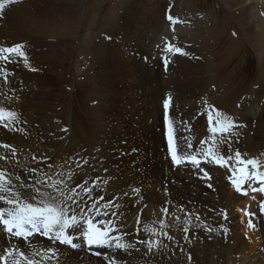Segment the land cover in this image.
<instances>
[{"label":"bare ground","instance_id":"6f19581e","mask_svg":"<svg viewBox=\"0 0 264 264\" xmlns=\"http://www.w3.org/2000/svg\"><path fill=\"white\" fill-rule=\"evenodd\" d=\"M17 1L18 4L16 5ZM28 1L29 0H16V2H13L5 8L3 14H0V46L11 47L15 44L22 43L21 41H23V44L26 46L25 51L28 54L27 64L24 63L22 58L18 57H12V59L16 61L15 63L5 64L3 61H0V68L6 69L9 73L7 81H5L4 77L0 75V108L4 109L10 108L12 104L16 107L18 106L15 95L20 89V86L25 83L26 77H28L31 85H29L27 89L20 90V95L18 96H21L23 100L26 99L30 105L38 97H54V95L58 94V85L55 80V76L43 70L44 67H47L45 63L46 56L44 54L48 46L62 44L64 39L63 37L68 38L67 35L69 30L74 27L72 23L79 20H75L73 18L74 14L77 15L75 10L77 5L74 3H61L54 0H44L46 3L50 4L48 9H46L47 6H35L32 9V6H29ZM157 1L130 0L121 12L120 16L114 20L111 25H109L105 32H103L104 35L101 37L100 43L97 45L98 53L106 56L104 62L100 63V69L103 70L100 74V78L103 81L102 83H104V86L112 91L109 98L107 95L108 103L106 102L107 104L104 109L110 108L119 119L118 120L116 118V121L113 119L115 117H113L112 119L114 123L112 122V125L115 124V121L121 124L118 134L123 141H117L116 143L110 142L107 144L104 141V143H100L101 141L98 144L92 143L89 147L92 152L90 153L89 148L84 147L83 143L78 140V136L80 134L79 132L76 139L74 136L71 138L69 137V141L64 144L62 143L63 146L58 155L52 153L44 155L42 154V151L46 149L41 147L32 150L33 152L31 155H27L25 150L21 147L22 145L17 142L18 140L16 142L15 140H12V138L16 135L13 137L12 132L6 129L7 127L0 128V145L8 144L11 146L8 149L0 147V157H7V160L0 159V166H3L5 170L10 171L14 166H16L18 170H22L26 167L39 169V166L47 161L48 163L54 164L49 172H52L55 168L57 170L56 173H63L65 177H67L68 173H71L73 174V180H79L80 184H84L86 188L91 189V181L85 169L88 168L90 170H94V166L96 167L100 155L103 156V154L106 155L108 152H112V155L108 156L116 159L119 163H123L121 168L118 166V171L122 172L121 175L125 171L124 166L129 167L131 160H133L137 162L136 168L140 170L138 175L141 181L144 182L145 180H150L149 182H151V186L147 188L148 191H145V194H140L141 192L138 193L137 191L135 193L134 191L130 192V190L124 191L122 189L123 187L119 188L116 185L119 180H116L119 172H110L111 174L108 172V174H106L103 171L102 166L101 169L98 166V183L101 185L102 194L100 193L101 196L98 198V201H93V189L91 191L92 196L90 198L87 194L82 193V200L84 201V204L81 206L86 207L87 211V209L91 208L92 203L94 202L102 214L107 212L106 217L100 216L96 220L94 219V221L106 220L112 222L111 226L114 228V231L111 232L110 235L114 237L121 235L120 242L122 243V238L125 236V238L130 241V247L127 249V252L123 251L125 249H119L117 250V253H115V247L111 249L100 248L95 245L87 247L85 242H81L78 233H72L71 230H69L70 235L77 237L73 240V242L79 244L80 247L72 248L70 245L61 244L58 241L52 242L47 240L48 238L46 237L41 236L40 238L38 236V240H34L40 247L39 250H37L38 252H46L47 249L51 248V246H55L56 250L55 256L50 259L45 260L42 256L35 257L38 264H109L108 262H110V260L116 264H136L138 259H140V261L141 259L148 260L153 264H162V261L160 260L163 254H161V252L166 251L168 243H162V245L158 248L157 243L162 241L159 239L156 240V238L161 237L164 230L171 231L185 237V235H188V231L185 232L183 230L185 227H188L190 231L189 235L198 234L207 242L201 252V260H203H200L201 263L258 264V260L254 262L255 259L250 261V258L252 257L253 252L260 246L263 250L262 262L264 264V212L260 211V206L264 203V193L260 191H253L254 188L258 189L261 187V182H256L257 180L248 181V184H243V190L247 189L246 191L244 190L245 192H237V190H235V186L230 185L231 180L229 177L233 175L232 170L237 166L235 163L236 159L233 156L234 153L229 155L233 156L231 157L232 159L225 157L228 155L216 154L217 156L223 155L228 160L226 165H219L215 162H211V159H205V161L199 166L192 164L190 161L177 165L172 160L171 153L169 154L167 152V137L166 142L161 137H156L155 140L150 142L148 141L147 143L142 139L141 140L144 143H141V140H138L140 137L139 135L145 134L141 133L142 129L146 130L150 119L153 118L152 115L155 108L152 110L149 109V107H153L152 104L157 98L155 94L158 87L154 86V82L157 81V85H162V87L166 84L163 83L162 74L160 72L161 69L163 70L164 68L166 69L167 67L172 66L171 70H173L174 84L177 82V86L183 94L189 93L192 90H198V88L201 90V88H205L207 86V84H203V81H205V78L207 77L205 75V68H201V63L196 61L203 60L200 59V57H197V53L203 55L205 51L203 47L194 41V36L190 34V24L193 20H190V16L188 17L184 12L179 13L178 15H175L174 13L170 14L168 12V8L171 5L167 4L168 7L166 4L158 5L159 3H157ZM169 1H171V4L176 2V0ZM242 1L246 3L243 4V8L246 10L248 19L250 21L255 19L257 26H259L257 30L261 41V38H264V27L262 26L263 20L259 19L258 14L259 11L261 12L259 7L264 8V0H262V5L254 4V0ZM247 2L249 4H247ZM251 6H253V8L255 6L257 10L252 12L249 9ZM63 7L65 9H63ZM255 13L257 14V17ZM86 16L88 15L86 14ZM169 16L172 17V20L168 19ZM174 24H177L179 28L177 29L176 26L173 27ZM78 31L79 28H76L75 30L72 29L71 35L78 33ZM31 35L37 37L36 39H38V41H35L36 43H31L29 41L32 40L29 39ZM109 37L111 39H109ZM50 38H57L59 41L57 43V41H54L53 39L50 40ZM169 43L175 48H180L185 51H193V60H189V58L185 55H183V58L180 57L178 59L179 53L165 52L164 49ZM263 45L264 44L260 45V54L263 55V67L260 66L259 68V77L250 76L247 82L239 86V90L231 108L228 111H225V114H222L221 117V119H223L226 115L230 116L233 122L238 123L237 127H234L230 133H216L214 136L213 133L210 132L207 135L210 138L204 142V146H207L212 152H216L218 150L231 151L237 149L239 146H241V148L243 146L247 152H250L249 156L245 158H256L261 163H264ZM182 52L184 53V51ZM164 56H167L168 58L169 62L167 65L164 64ZM175 56L177 58V62H175ZM32 69H35V71ZM99 73L100 72H98V74ZM13 75L18 76L17 85H19L17 87H19V89L16 87ZM151 77L156 79H153L155 80L153 83L151 81ZM256 78L259 79L254 82ZM206 83L208 82L206 81ZM102 88L104 91L106 90V88ZM159 91L163 92L161 90ZM117 94L120 96L115 100L114 96ZM203 103L205 113L208 114L210 106L211 109L217 110L212 104L214 103L212 100H204ZM161 105L162 104H160V106ZM102 111L104 110H101V112ZM218 111L220 113L223 112L219 109ZM193 113L194 112H189L188 114ZM198 116L199 114L196 112L193 116H191V118L195 119ZM100 117L101 116H99V118ZM107 117L108 116H106L105 119ZM134 117L136 119H134ZM206 124L207 125L205 127L196 129L194 131V135L190 137V139H187L189 133L180 134L181 139L178 140L177 143L178 155H190V152L194 150V145L198 142L200 137H203L204 134L209 131L208 123ZM104 128L106 129V127ZM186 128H188V126ZM101 133H96V136L98 135L96 138H98ZM109 134H111V132ZM211 137H213V139ZM30 138L32 139V137ZM81 138L83 137L81 136ZM29 139L27 138V140ZM99 139L101 140V138ZM92 140L95 141L94 138H92ZM42 143L45 142L43 141ZM188 143L192 144L191 148L187 147ZM12 149H15L14 157ZM197 158L200 160V157L197 156ZM93 162L96 164L94 165ZM104 168L106 167L104 166ZM109 169L107 170L109 171ZM217 169L221 172H216ZM260 170L264 171V166H262ZM250 171L254 170L250 168ZM69 183L71 185L72 181ZM96 189L98 190V188ZM132 189L134 188L132 187ZM160 189H163L165 193L161 194L159 191ZM97 195L95 194V196ZM101 197L103 199H101ZM109 202H111V204H109ZM177 204L185 205V208L189 210V213L185 212L186 210L178 208ZM164 208L168 209L167 214L162 211ZM111 211H113L114 214H119V220L117 219L119 222L112 216L113 213L111 214ZM234 212L237 214L234 215ZM248 212L255 214L251 217L252 223L255 225L254 228L249 227L248 222L250 217L248 216ZM124 215H126V217L128 216V218L133 217L135 219L132 225L124 224V221L121 219V216ZM176 217H179L180 219L177 220ZM197 217H199V219H197ZM189 219L191 220L190 225L186 224V221ZM165 225H167V227H165ZM206 225L211 226L210 232L208 231L209 229H205ZM104 226L107 227L108 225L106 224ZM123 226H126L128 229L122 232L120 228ZM150 226H153L152 229H155L154 232L146 230L150 229ZM3 237L7 236H2V238ZM8 238L9 237L3 240L10 241ZM12 238V243H14V245L22 243L26 249H28L27 253H31L32 248L27 247V245L20 239L15 237ZM136 238L143 239L145 243L142 246L141 244L134 243L133 241ZM31 239L33 240V237ZM31 239L29 238V242H32ZM149 242L152 243V247L154 246L152 253H149L146 248L148 247ZM9 244L11 245V243ZM156 246L157 249L155 248ZM109 251H111L110 256L108 254ZM97 252L103 256L107 254L105 257L108 259L99 257V255H96ZM57 254L59 255L57 256ZM128 254H131V256L128 257ZM167 259L169 260V258ZM196 263L197 262L192 258L191 264ZM173 264H176V262L173 261Z\"/></svg>","mask_w":264,"mask_h":264},{"label":"rangeland","instance_id":"374dc122","mask_svg":"<svg viewBox=\"0 0 264 264\" xmlns=\"http://www.w3.org/2000/svg\"><path fill=\"white\" fill-rule=\"evenodd\" d=\"M43 1L44 0H34V1L29 0L28 4H29V6H32V9L35 6H38V7H41V6L46 7L47 6L46 9H48L50 7V4L46 3L45 1L43 2ZM54 1L61 2V3H74L77 5L76 6L77 9L75 7L77 15L74 14L73 18L75 20H77V19H79V20L75 21L76 24H75V22H73L72 24L74 25L75 29L79 28V31H80V32L78 31V33H75L74 35H71L72 29L75 30L74 27L71 26L73 28L70 29L68 32V35H67L68 38L63 37L64 39L62 41V44H56V45L48 46V48H47L48 51L46 50V52L44 54L46 56L45 63L47 65V67L46 68L44 67L43 70H45L48 73H51L55 76V80H56L57 85H58V94L54 95V97L53 96L44 97V98L38 97L34 101L35 103L33 102L30 105V103L27 102L26 99L23 100V98L21 96H18V95H20L19 91L27 89L28 86L31 85V82H29L28 77H26L25 83L22 84L20 86V89H19V87H17L19 85V84L17 85V83H18L17 77L18 76L13 75V79L16 82V87L19 89L15 95L16 103L18 104V106L16 107L14 104H12L10 108H5V109L11 110V111L17 113L18 115L14 121L10 120V119H5V121H0V128H6L4 125L7 124L8 127L6 129L12 132L13 137L16 135L14 138H12V140H15V142L18 140L17 142L20 143V145H22L21 147L25 150V153L27 155H31L33 152L32 150H35L38 147L46 149V150L42 151V154H44V155H46L48 153L58 155L62 149V146H63L62 143L64 144L65 142L69 141V139L73 136L76 139L79 132H80V134L78 136V140L83 143L84 147H87V148L90 147V144H92V143L98 144L100 141H101L100 143L106 142V144L110 143V142L116 143L117 141L118 142L123 141V139L118 134L119 130L121 128V126H120L121 124L119 122H116L117 121L116 120V118H117L116 114L110 108L104 109L105 105L108 103L107 100H108L109 96L112 94V91L110 89H107L104 86V83H102L103 81L100 78V74L103 72V70L100 69V63L104 62L106 56L100 55L98 53L97 45L100 43L101 37L104 35L103 32H105L106 29L109 27V25H111L114 22V20H116L120 16L121 12L124 10L125 6L127 5V3L130 0H54ZM241 1L242 0H176V2H174L172 4H171V1H169V0L157 1V3H159L158 5L166 4L167 7H168V5H171L168 8V12L170 14L174 13L175 15H178L179 13L184 12L188 17L190 16V20H193L190 24V28L192 29V30L190 29V34L192 36H194V38H195L194 41L196 43H198L201 47H203V49L205 51V53L203 55L197 53V57L198 58L200 57V59H203V60H196V59L195 60L198 61L199 63H201V68L202 67L205 68V72H206L205 75L207 77L205 76L206 80L203 81V84L205 83V85L207 84V86L205 88H201V90L198 88V90H192L189 93L183 94L182 92H180V90L177 86V82L174 84L173 70H171L172 66L167 67L166 68L167 71L165 68L163 70L161 69L160 72L162 74L161 76L163 78V83H166V84L162 87V85L161 86L157 85V83H156L157 81L154 82V86L158 87L156 94H155V96H157V98H156V101L152 104L153 105L152 108H150L151 106L149 104V106H150L149 109L153 110L155 108L153 110V115H152L153 118L150 119V122H149L150 126L147 125L146 130L141 128L142 129L141 133H145V134L139 135L140 137L138 136L139 141L142 139L143 141H145L147 143L148 141L150 142V141L155 140L156 137H161L166 142V137H167L166 126H167V123L165 120L163 101L169 95H171L173 98L172 104L174 103L173 104L174 108L172 107V109H171V115H172V117L175 121L176 127H177V137H178L177 143H178V140L181 139L180 138L181 133H189L187 139H190V137H192L194 135V133H195L194 131L196 129H199L201 127H205L207 125L206 123H208V120H207V113H205V111H204V103H203L204 100H208V99L212 100V102H214L212 104L215 106V108L217 110L218 109L222 110L223 112L221 114H225V111H228L231 108V105L233 104V102L235 100V96L239 90V86H241L243 83L247 82L249 80L250 76L259 77V74H260L259 68H260V66H262V63H263V55L260 54V45L264 44V38L262 37L261 41H260L259 33L257 30L259 28V26H257L255 19L252 21H250L248 19L246 10L243 8V4H246V3H244L243 1L241 2ZM254 2H255L254 4H257V5L258 4L262 5V3H263L262 0H256V1L254 0ZM17 4H18V1L16 2V5ZM247 4H249V3L247 2ZM63 9H65V8L63 7ZM90 9H91V11H90ZM249 9L252 12L254 10H257L255 6H254V8H253V6H251V7H249ZM259 9L261 10V12L259 11L258 17L260 20H263V23H264V8L259 7ZM77 10L79 11V13ZM86 14L89 17L86 16ZM255 15L257 17L256 13H255ZM85 20H87V21H85ZM263 23H262V26L264 27ZM175 26L177 27V29L179 28V26L177 24L173 25V27H175ZM81 29H82V31H81ZM36 38H37L36 36L31 35V37H29V39H32L33 41L32 40H29V41L31 43H34L35 41L37 42L38 39H36ZM51 39H53L54 41H57V43L59 41L57 38H50V40ZM21 42L24 43L23 41H21ZM182 51H184V53H186V54H180L179 53L178 59L180 57L183 58V55H185L189 58V60L190 59L193 60V58H194L193 51H189V50L188 51L182 50ZM97 57H98V59H97ZM48 58H50L51 60ZM49 60H50V62H49ZM175 62H177L176 56H175ZM194 63H195V61H194ZM173 64H176V63H173ZM97 67H98V69H97ZM162 71H163V73H162ZM98 72H100V73L98 74ZM147 78H149V77H147ZM153 79H155V78L151 77L152 83H153V81L156 80V79L155 80H153ZM257 79H259V78H256V80L254 82L258 81ZM206 81L208 83H206ZM102 87L106 88V90L104 91ZM168 89H169V92H168ZM159 90H161L163 92H160ZM193 93H195V94H193ZM107 95H108V98H107ZM117 95L114 96L115 100L117 98H119V96H120L119 94H117ZM204 97H206V98H204ZM180 98H182V99H180ZM39 104H40V106H39ZM160 104H162V105L160 106ZM41 105H43V106H41ZM154 105H155V107H154ZM35 107H36V109H35ZM46 107H49V108H46ZM39 108H41V109H39ZM192 108H193V110H192ZM69 110H70V112H69ZM101 110H104V111L101 112ZM106 111H107V113H106ZM189 112H194V113L197 112V114H199V116L195 118L196 120L192 119L191 116H193L194 113L188 114ZM109 113L111 114V116ZM161 113H162V116H161ZM201 113H203V114H201ZM105 114H106V116H108L106 119H105V117H106ZM99 116H101L100 117L101 119L99 118ZM154 116H156V117H154ZM113 117H115V118H113ZM225 117L228 120L232 119V118H230V116H227V115ZM112 118L116 120L115 124H113V125H112V122L114 123V121ZM134 119H136V118L134 117ZM153 119L157 121V124H156V121H154ZM106 120H107V122H106ZM179 122H181V123H179ZM1 123H2V125H1ZM234 123L236 125L238 124L237 122H234ZM152 124H154V125H152ZM97 125L99 126V128ZM158 126H159V128H158ZM187 126H188V128H186ZM34 127H35V129H34ZM104 127H106L107 130ZM78 128H80V129H78ZM22 129H24V130H22ZM37 129H38V131H37ZM73 130H74V132H73ZM101 131H102V133H101ZM20 132L23 133L24 135L21 134ZM110 132H111V134H109ZM29 133H32V134H29ZM96 133H98V134L101 133L102 136L99 135V137L96 138L98 136V135L96 136ZM146 133H147V135H146ZM159 133H160V135H159ZM208 133H210V131L205 133L203 137H200L198 142L194 145V150H192L190 152V155H195V156L200 157L201 163H203L205 161V159H209V160L211 159L210 161L214 162L211 157L206 158V154L208 153L209 149L207 146H204V142L210 138L209 136H207ZM84 134H85V137H84ZM103 134H105V135H103ZM115 135L116 136L118 135V136L116 137ZM81 136L83 138H81ZM30 137H32V139ZM91 137L94 138L95 141H93ZM204 137H206V138H204ZM25 138H26V140H25ZM27 138L28 139L30 138V139L27 140ZM33 138H35L36 141ZM99 138H101V140ZM102 138H103V140H102ZM104 138L106 140L107 139H109V140L106 141ZM211 138L213 139V137H211ZM82 139H85L86 141L82 140ZM142 140H141V143H144ZM43 141L45 143H42ZM189 141H191V140H189ZM202 141H203V143H202ZM84 144H86V145H84ZM31 146H32V148H31ZM89 151H90V148H89ZM237 151H239L241 153V155L244 159H247L245 157H248L250 154V152H247L246 149L243 148V146H242V148H241V146H239V147H237V149L231 150V151H219L218 150V151L212 152V153L215 155L216 154L228 155L225 157L229 158V159H232L231 157L234 156V158L236 159L235 153ZM167 152L169 154L171 153L169 146L167 148ZM90 153H92V152L90 151ZM108 153L106 154L107 156L104 154H103V156L100 155V158L97 161V164H102V165H97L95 162H93L94 165L96 164V167L94 166V170H90L88 168L85 169V171L88 174L89 179L91 181V190L93 189V193H94V194H92L93 195V201L94 200L98 201V198L102 194L101 185H100V183H98L99 182L98 181V178H99L98 177V173H99L98 170L99 169H97L98 166L100 169L102 166V169L106 174H108V172H109V174H111L112 172H119L118 171L119 167L121 168L123 166L122 162H121L122 163L121 164V163L117 162L116 159L108 156V155H112V152H108ZM230 154H233V156H229ZM104 157H106V158H104ZM102 158L104 159V161ZM136 158H137V155H136ZM250 158H252V157H250ZM250 158H248V159H250ZM132 161L133 160H131L129 167L124 166L125 171L123 172L122 175H121L122 172L118 173V177L116 178V180H118V179L119 180L117 181L116 185L119 188L123 187L122 189L124 191L130 190V192L134 191V193H135L137 191L138 193L141 192L140 194H145V191H148L147 188H149L151 186V182H149L150 180H145L144 182L141 181V179L138 175V172H140V170H138L136 168L137 162L136 161L132 162ZM107 162H109V163H107ZM103 163H106L110 166L103 164ZM227 163H228V160H227ZM235 163H236V161H235ZM224 164L225 163L222 162L219 165H224ZM48 165H54V164L48 163L46 161L41 166H39V169H43L44 172L48 173V175L52 176L54 179L58 178L56 176L57 170L54 168L52 170V172H49V171H51V169L48 168ZM104 166L106 168H104ZM262 166H264V163L260 162V168H262ZM83 168H85V167H83ZM107 169H109V171ZM217 171L221 172L219 169H217L216 172ZM125 174L127 177L125 176ZM133 174L134 175L136 174V175L134 176ZM18 175H20L21 178H25L28 176V173L25 172L24 169H22V170H18ZM137 175H138V178H137ZM64 178L67 179V177H65V176H64ZM121 178H122L123 182H122ZM134 178H135V180H134ZM127 179H130V180H127ZM120 180L123 184L120 182ZM124 181L125 182L127 181V182L125 183ZM256 182H260V181H256ZM77 183L80 184V181L79 180H73L71 186L73 185L72 187H75ZM248 183L249 182H246L244 184H248ZM126 184H128V185H126ZM119 185H121V186H119ZM230 185H233L232 182ZM94 187L98 188V190ZM132 187L134 189H132ZM139 187H141V188H139ZM137 188H139V189H137ZM244 190L246 191L247 189H244ZM77 191H80V189H77ZM159 191L161 194L165 193L163 191V189H160ZM95 194L96 195L98 194V195L95 196ZM81 199H82V193H81ZM177 207L180 209L186 210L185 212L189 213V210H187V208H185V205H181V204L178 205L177 204ZM237 213L234 212L233 214L235 215ZM111 214L113 217L116 218V220L117 219L119 220V216H118L119 214L118 215L114 214L113 211H111ZM100 216L106 217V215H104L102 213ZM100 216H94V219L96 220ZM131 218H128V216L126 217V215L121 216V219L124 221V224H128V225H132L133 221L135 220L133 217H131ZM109 223L112 224V222H109ZM207 227H209V228H207ZM152 228H153V226H150V229H152ZM126 229H128L126 226H123L122 228H120V230L122 232L125 231ZM205 229L206 230L209 229L208 231L210 232L211 226L206 225ZM189 232L190 231L188 230V233H187L188 235H185V237H182L179 234H176L174 232L164 230L162 233L163 235L161 237L156 238V240L159 239L160 241H162V242L157 241L158 242L157 243L158 248L160 247V245H162V243L163 244L168 243L166 251L161 252V254H163V256L161 257V260H160V261H162V264H173V261L176 262V264H191L192 258H193V260H195L197 262L196 264H204V262L203 263L200 262L201 254H202L201 252L204 249V247L206 246L207 242L205 241L204 238L200 237L198 234L189 235ZM2 236H6V234L4 232H2V230H0V245H1L0 246V257H4L5 254H7V251H8L7 249H9V247H12L14 245V243H12V241H13L12 237L8 238L10 241H6L3 239H6L7 237L2 238ZM38 236L41 238V235L34 234L33 240L31 239L32 237H30L32 242H29V244L32 245L36 250H39V248H40L38 246L37 242L34 241V240H38ZM119 237H121V235ZM169 237H172V239H169ZM166 239H168V240H166ZM47 240H49V239H47ZM80 240L82 243L84 242L82 238H80ZM156 240H155V242H156ZM49 241H51V240H49ZM122 241L125 244H127L129 242L128 244L130 247V241L127 238H125V236H123ZM140 241H143V243H140ZM163 241H166V242H163ZM133 242L136 244H141V246L145 243V241L141 238L140 239L136 238ZM9 243H11V245L12 244L13 245L11 246ZM169 244H170V246H169ZM16 245L17 244H15V246ZM19 245H21V246H19ZM157 246L155 247L156 249H157ZM17 247L22 251H26V254H29L31 256V253H27L28 249H26V247L22 243H18ZM51 248L55 249V246H51ZM128 248H126L123 251L127 252ZM146 248H147L149 253L150 252L152 253L154 246L151 248V251L148 247H146ZM117 250H119V249L114 248L115 253H117ZM134 250H136V249H134ZM108 254L110 256L111 251H109ZM58 255L59 254H57V256ZM106 255L107 254H105V256ZM262 255H263V250L259 246V248L253 252L252 257L250 258V261L255 259L254 262H256L258 260L257 261L258 264H261V263L263 264ZM105 256L99 255V257H104L105 259H108ZM129 256H131V254H128V257ZM164 257H166V258H164ZM167 258H169V260ZM34 259H35V257H34ZM11 260H12V257H9V264H11ZM201 261H203V260H201ZM138 262H139V264H146L149 261L148 260H142V259L140 261V259H138L136 264H138ZM163 262H165V263H163ZM108 263L110 264V262H108ZM0 264H3L2 260H0ZM113 264H116V263L113 262ZM148 264H153V263L149 262Z\"/></svg>","mask_w":264,"mask_h":264},{"label":"snow or ice","instance_id":"6c2138e0","mask_svg":"<svg viewBox=\"0 0 264 264\" xmlns=\"http://www.w3.org/2000/svg\"><path fill=\"white\" fill-rule=\"evenodd\" d=\"M16 2V0H0V14H3L5 8ZM172 20V17H168ZM109 39H111L109 37ZM25 44L18 43L11 47L0 46V61L7 63H15L16 61L12 57L22 58L24 63H28V54L25 51ZM165 52L183 53L180 48L173 47L172 44H168ZM164 64H168L167 56L163 57ZM35 71V69H32ZM0 75L4 77V80L8 79V71L0 68ZM172 96L169 95L163 101V109L165 114V120L167 123V138L168 146L171 151L172 160L175 164L179 165L183 162L190 161L192 164L199 166L201 161L195 155H178L177 144V127L175 121L171 115ZM17 113L0 108V121L5 119L15 120ZM222 114L215 109H211L207 114L208 130L215 136L216 133H230L237 125L228 120L226 117L221 119ZM8 127L7 124L4 125ZM203 143V141H202ZM5 149L10 148L8 144L0 145ZM188 148L192 147L191 143L187 144ZM13 157L15 156V149H12ZM237 166L233 168V175L229 177L232 184L235 186L238 192L244 191L242 185L248 181L257 180L261 182V187L253 191H260L264 193V171L260 170V162L256 158L244 159L239 151L235 153ZM211 157L212 160L217 163L227 164V159L223 156H217L209 149L206 154V158ZM2 160H7V157H0ZM35 159V158H33ZM48 168H52V165H48ZM254 169V171H250ZM18 168L14 166L11 171L5 170L3 166H0V230H2L7 237H15L23 241L27 247L32 248L31 256L27 255L25 251L20 250L17 246L13 245L8 249L7 254L4 257H0L3 264H9V257H12L11 264H38V261L34 257L42 256L47 260L55 256V249H47V251H37L32 245H30L29 238L34 234H39L48 238L51 241H58L61 244L70 245L72 248L80 247L79 244L73 242L77 237L70 235L69 230L72 233H78L79 238H82L87 247L93 245L100 248L111 249H126L128 244L120 242L119 236L110 235L114 231L109 221L98 220L94 221V216H100L101 211L97 208L93 202L91 208L87 209L82 207L84 201L81 199V193H85L91 197V189L86 188L84 184L77 183L75 187L70 185V181H73V174L68 173L67 179L64 178L63 173H57L58 178H53L44 172L43 169L37 168H24V171L28 173V176L21 178L17 174ZM210 187V185H209ZM80 189V191H77ZM246 194V193H245ZM101 199H103L101 197ZM111 204V202H109ZM162 211L167 214L168 209L164 208ZM260 211L264 212V203L260 206ZM107 215V212L103 213ZM255 214L248 212L249 227L254 228L251 217ZM226 218V217H225ZM179 220V217H176ZM199 219V217H197ZM108 225L105 227L104 225ZM186 224L190 225L191 220H187ZM167 227V225H165ZM147 231L154 232L155 229H146ZM187 232L189 229L185 227L183 229ZM171 239V237H169ZM143 243V241H140ZM148 248L151 250L152 243H148ZM96 255H100L99 252ZM110 264L113 262L110 260Z\"/></svg>","mask_w":264,"mask_h":264}]
</instances>
